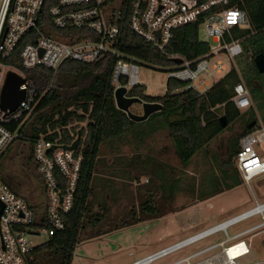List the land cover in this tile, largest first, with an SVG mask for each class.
Here are the masks:
<instances>
[{
    "label": "trees",
    "instance_id": "obj_1",
    "mask_svg": "<svg viewBox=\"0 0 264 264\" xmlns=\"http://www.w3.org/2000/svg\"><path fill=\"white\" fill-rule=\"evenodd\" d=\"M134 1L123 0L121 9L115 11L112 9L114 0H109V7L113 10V14L120 13L117 19L111 17L112 22L116 23L119 28V35L113 47L125 54V57L132 58L141 65L167 67L170 70L179 66L176 59L172 58L173 56L192 62L194 65L201 58L212 57L210 44L200 38V22L179 27L166 49V54L149 46L130 28ZM58 2L59 0H45L38 28L43 31L47 30L49 35L66 40L64 37H68V32H59L52 27V17L49 11ZM239 7L247 12L250 27H235L231 37L234 40H240L244 54L250 55L251 62L247 65L248 70L244 73V77L233 68L211 88L204 91L186 89V83L168 78L167 93L162 97L149 96L146 94L145 86H137L129 91V97L162 105V110L153 114L145 122H135L124 111L117 108L113 72L118 58L112 54L108 53L93 63L66 61L57 73L46 67L25 69L22 65L21 52L28 42H35L37 38V34L31 31L21 41L12 56H0V63L16 68L23 72L28 80L34 82L39 100L35 112L24 124L17 121L5 124L9 130H17L19 135L0 154V161L14 143L23 141L31 144V160L34 164L33 149L41 137L53 142L58 141L63 145H72L78 141L75 153L83 158L75 205L65 217L66 229L38 245L31 253L30 264H72L78 244L112 231L96 229L86 233L88 226L86 222L89 221L88 216L92 210L90 199L94 194L92 184L99 167L101 149L107 143L123 144L127 142V137L131 136L135 143L143 145L155 133L167 130L178 159L183 166L188 167L196 155L205 151L212 141L224 133L225 128L219 120L221 116L226 117L229 125L247 118L244 129L229 143L230 156L227 162L220 167L223 180L220 181V178L216 177L210 178L208 183L202 184L201 193L195 189V184L191 191L196 192L198 200L205 201L241 184L240 176L233 168L234 158L239 151L240 140L252 132L257 120L255 110L248 109L249 111L242 113L232 99L235 86L243 79L246 81V87L251 91L260 90L254 85L259 79L254 59L257 55L264 54V0H244ZM82 33L73 31L72 39L82 38ZM231 37L227 36L225 42H230ZM253 98L257 102L258 96L253 94ZM220 111L223 113L220 114ZM82 123L86 124L85 128L79 126ZM143 163L146 164L143 165ZM138 164L143 165V167H138L139 170L142 168L148 170L147 162ZM230 167L233 168L231 172ZM173 175L172 170L169 172L162 166L161 172L156 176L160 182V201L156 198V191L153 190L154 182L150 179L142 185V188L148 191L150 198H144L139 192V200H146L144 205L141 204V212L136 211V207L133 206L131 209V213L134 214L133 218L127 224L113 225L114 229L134 226L142 221L159 219L167 215L171 211V205L180 184L179 178H172ZM39 181L44 195V187L40 178ZM8 185L14 192L17 191L11 184L8 183ZM29 204L37 214L42 213L44 202L42 205H32L30 202ZM103 204L104 200L99 203V207L102 208ZM109 212L110 210L107 213ZM105 214L106 212L103 215L100 213L93 218L94 224L91 225L94 229L106 219ZM138 214H140L139 217H137Z\"/></svg>",
    "mask_w": 264,
    "mask_h": 264
},
{
    "label": "built area",
    "instance_id": "obj_2",
    "mask_svg": "<svg viewBox=\"0 0 264 264\" xmlns=\"http://www.w3.org/2000/svg\"><path fill=\"white\" fill-rule=\"evenodd\" d=\"M243 2L244 0H135L132 3L130 28L149 46L166 54L179 27L200 22L205 38L216 43V46L210 45L212 57L201 58L195 65L184 60L182 65L169 71L168 78L186 83V89L204 91L210 86V67L217 74L228 72L229 69L225 61L211 63L212 60L223 55L230 65L244 54L242 42L231 37L235 27H250L247 12L239 7ZM44 4L45 0H0V56H12L21 41L34 31L37 34L35 42H28L21 52L25 69L46 67L57 73L66 61L93 63L109 53L118 58L113 72L115 91L125 87L129 93L141 85L139 63L125 57V54L113 47L119 28L111 17L117 19L120 13H109V0H59L49 12L53 29L68 32V37H64L66 40L38 28ZM73 31L83 32L82 38L72 39ZM227 36L231 37L230 42H225ZM18 74L26 80L20 88L25 92V99L14 113L6 115L0 109V154L19 135L17 130L11 131L5 124L13 121L24 124L39 104L34 82L28 80L23 72L19 71ZM3 84L0 85V93ZM234 90L232 101L237 109H250L252 100L246 85L241 82ZM68 146L71 145H63L44 137L35 143L33 159L37 175L43 183L45 198L41 214H37L26 198L11 189L0 172V264H30L31 253L40 245L33 244L31 237L44 236L46 241L66 229L65 217L75 205L83 162L82 156L76 155V150L65 149ZM235 160L237 170L247 185L250 186L253 180L264 176L262 124H257L251 133L240 140ZM256 216L261 217L260 224L233 237L228 236L230 227ZM221 232L226 235V241L213 244L171 264H264V259L256 255L252 244L253 237L264 233V203L257 200L254 208L130 264H153ZM229 242L233 243L226 246ZM211 252L212 256L199 259Z\"/></svg>",
    "mask_w": 264,
    "mask_h": 264
},
{
    "label": "rangeland",
    "instance_id": "obj_3",
    "mask_svg": "<svg viewBox=\"0 0 264 264\" xmlns=\"http://www.w3.org/2000/svg\"><path fill=\"white\" fill-rule=\"evenodd\" d=\"M122 2L123 0H114L112 9L120 10ZM112 9H109L110 14L114 13ZM200 38L202 41L216 46L212 39L205 38L203 29L200 30ZM218 60L226 62L229 68L228 72L235 68L243 77L248 70V63L251 62L248 54H244L230 65L223 55L217 56L211 63ZM209 69L212 74L208 76L210 86L206 89L211 88L228 73L217 74L212 71L211 67ZM10 71L19 73L16 68L0 63V85L3 84L7 73ZM169 71L170 68L167 67L139 64V82L146 87L147 95L162 97L167 93ZM258 75L259 79L254 85L261 91L258 89L251 91L247 87L252 100V107L249 110H255L257 124L264 126V74L259 73ZM242 83L247 86L244 79ZM253 94L258 96L257 102L254 101ZM249 110H242L241 112L244 113ZM131 111L137 115L143 113L142 106L139 104L133 105ZM222 113L220 111V114ZM246 121L247 118L241 119L225 128L224 133L212 141L205 151L196 155L188 167L183 166L178 159L167 130L155 133L143 145L135 143L131 136H128L127 142L125 141L123 144H105L101 149L99 167L92 184L94 194L90 199L92 210L88 216L89 221L86 222L88 224L86 233L96 229L112 231L101 237L82 241L78 244L72 264H130L254 208L256 200L264 203V176L253 180L250 186L247 185L237 170L235 158L233 168L240 176L242 181L240 185L205 201L198 200L196 192L191 191L193 184H195V189L201 193L202 184L208 183L210 178L216 177L220 178V181L223 180L220 167L227 162L230 156L229 143L244 129ZM79 126L85 128L86 124L82 123ZM140 162H147L148 170L143 168L139 170L138 167H143L146 164H138ZM162 166L169 172L173 171L172 178H179L180 180L179 190L171 205V211L162 218L142 221L134 226L115 230V225L127 224L133 218L134 214L131 213L133 206L136 207V211L141 212V204L145 203L146 200H139V192L143 194L144 198H150L148 191L142 188V185L150 179L154 182L153 190L156 191V198L160 201V182L156 176L157 173L161 172ZM233 168L230 167L229 171L231 172ZM0 170L6 181L16 188L17 191H15L32 205L43 204L45 198L36 168L31 160L30 143L23 141L14 143L1 159ZM153 197L155 198V196ZM103 200V207L100 208L99 203H102ZM100 209L102 210L100 211ZM109 210L110 212L107 213ZM105 212L107 214H105L106 219L94 229L91 225L94 224L93 218L100 213L103 215ZM261 221V217L256 216L230 227L228 236L233 237L260 224ZM30 239L35 245L45 241L44 236L31 237ZM225 239L226 235L223 232L218 233L153 264H171ZM231 243L233 242L227 243L226 246ZM252 243L256 255L260 259H264V233L253 237ZM212 255L213 252L203 255L199 259H205Z\"/></svg>",
    "mask_w": 264,
    "mask_h": 264
},
{
    "label": "water",
    "instance_id": "obj_4",
    "mask_svg": "<svg viewBox=\"0 0 264 264\" xmlns=\"http://www.w3.org/2000/svg\"><path fill=\"white\" fill-rule=\"evenodd\" d=\"M159 35V33H158ZM255 66L260 74H264V54H259L255 57ZM184 60L177 58L176 63L182 65ZM26 82L18 73L10 71L7 73L4 84L0 93V109L6 115L14 113L25 99V92L21 90V86ZM115 101L117 108L124 111L131 120L135 122H145L153 114L162 110V105L158 103L144 102L140 98L129 97L128 90L125 87L115 91ZM135 104L142 106L143 113L141 115L134 114L131 107ZM220 123L223 128H227L229 123L225 116L220 117ZM78 141H75L71 146L66 147L70 151L77 149ZM1 214V212H0Z\"/></svg>",
    "mask_w": 264,
    "mask_h": 264
},
{
    "label": "crops",
    "instance_id": "obj_5",
    "mask_svg": "<svg viewBox=\"0 0 264 264\" xmlns=\"http://www.w3.org/2000/svg\"><path fill=\"white\" fill-rule=\"evenodd\" d=\"M216 83H217V82H216ZM224 241H226V239H225V240H223V241H221V242H224ZM221 242H220V243H221ZM216 244H217V243H216ZM252 244H253V243H252Z\"/></svg>",
    "mask_w": 264,
    "mask_h": 264
}]
</instances>
